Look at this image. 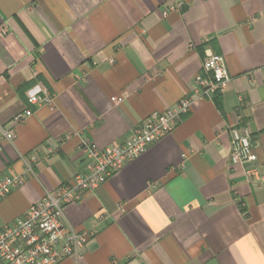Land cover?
<instances>
[{"label": "crops", "instance_id": "1", "mask_svg": "<svg viewBox=\"0 0 264 264\" xmlns=\"http://www.w3.org/2000/svg\"><path fill=\"white\" fill-rule=\"evenodd\" d=\"M211 51L225 59L227 88L63 207L67 226L89 237L57 264H264V0H0V135L31 93L55 97L0 138V177L25 176L0 200V229L84 170L70 132L125 142L192 95ZM239 116L263 180L231 163Z\"/></svg>", "mask_w": 264, "mask_h": 264}, {"label": "built area", "instance_id": "2", "mask_svg": "<svg viewBox=\"0 0 264 264\" xmlns=\"http://www.w3.org/2000/svg\"><path fill=\"white\" fill-rule=\"evenodd\" d=\"M182 3L169 6L164 14L178 10ZM204 74L196 77L193 93L182 98L175 106L164 112H155L138 125L132 137L123 143L100 147L92 139L80 133L70 132L66 138L80 137L79 148L85 156L84 170L76 174L71 182L61 184L49 191L38 202L33 203L25 214L0 229V264H57L65 258L77 256L88 240L89 233L69 228L64 220L63 207L81 200L84 195L105 183L123 165L143 153L147 147L171 133L182 117L205 98H213L228 86L230 74L223 55L209 52L203 60ZM112 100L120 99L113 96ZM30 106H55V97L46 89L31 93ZM28 107L17 113L11 120L10 128L1 131V137L12 140L17 127L32 115ZM231 138L230 160L234 165H251L246 169L250 178L263 180L255 165L258 155L255 151L252 132L239 116L229 128ZM2 151V145H0ZM26 161V160H25ZM36 156L26 161V170L31 171V163ZM24 175L11 172L0 177V200L23 184Z\"/></svg>", "mask_w": 264, "mask_h": 264}, {"label": "trees", "instance_id": "3", "mask_svg": "<svg viewBox=\"0 0 264 264\" xmlns=\"http://www.w3.org/2000/svg\"><path fill=\"white\" fill-rule=\"evenodd\" d=\"M218 94H216L215 96H217Z\"/></svg>", "mask_w": 264, "mask_h": 264}]
</instances>
